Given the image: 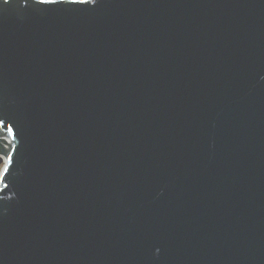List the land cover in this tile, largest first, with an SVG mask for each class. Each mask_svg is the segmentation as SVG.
<instances>
[{"label": "water", "instance_id": "water-1", "mask_svg": "<svg viewBox=\"0 0 264 264\" xmlns=\"http://www.w3.org/2000/svg\"><path fill=\"white\" fill-rule=\"evenodd\" d=\"M1 131L0 264H264V0H0Z\"/></svg>", "mask_w": 264, "mask_h": 264}, {"label": "bare ground", "instance_id": "bare-ground-1", "mask_svg": "<svg viewBox=\"0 0 264 264\" xmlns=\"http://www.w3.org/2000/svg\"><path fill=\"white\" fill-rule=\"evenodd\" d=\"M2 137L4 139V146H3L4 152L3 153H5V160H6L7 159L6 156L8 155V153L10 152L12 148V140L8 135L2 134Z\"/></svg>", "mask_w": 264, "mask_h": 264}, {"label": "snow or ice", "instance_id": "snow-or-ice-1", "mask_svg": "<svg viewBox=\"0 0 264 264\" xmlns=\"http://www.w3.org/2000/svg\"><path fill=\"white\" fill-rule=\"evenodd\" d=\"M8 0H5V3H7ZM41 2H44V0H41ZM50 2H55V0H50ZM73 3L75 2H81V3H86L87 0H72ZM9 131H11V129H9ZM5 187H7V185H5Z\"/></svg>", "mask_w": 264, "mask_h": 264}, {"label": "built area", "instance_id": "built-area-1", "mask_svg": "<svg viewBox=\"0 0 264 264\" xmlns=\"http://www.w3.org/2000/svg\"><path fill=\"white\" fill-rule=\"evenodd\" d=\"M2 134H4V135H8V134H6L4 131H1L0 132V135L2 136ZM9 136V135H8ZM1 157H2V160H4V163H6V161L7 160H5V157H4V155L3 154H1ZM7 157V156H6ZM5 165V164H4Z\"/></svg>", "mask_w": 264, "mask_h": 264}, {"label": "rangeland", "instance_id": "rangeland-1", "mask_svg": "<svg viewBox=\"0 0 264 264\" xmlns=\"http://www.w3.org/2000/svg\"><path fill=\"white\" fill-rule=\"evenodd\" d=\"M3 155H4V157H5V153H3ZM4 160L3 161H1V163H0V171L2 170V168H3V166H4Z\"/></svg>", "mask_w": 264, "mask_h": 264}]
</instances>
